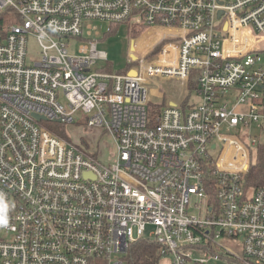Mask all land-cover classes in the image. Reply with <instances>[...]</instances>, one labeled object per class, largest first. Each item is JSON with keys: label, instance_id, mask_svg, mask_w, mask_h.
I'll use <instances>...</instances> for the list:
<instances>
[{"label": "built area", "instance_id": "built-area-1", "mask_svg": "<svg viewBox=\"0 0 264 264\" xmlns=\"http://www.w3.org/2000/svg\"><path fill=\"white\" fill-rule=\"evenodd\" d=\"M8 14L0 264H126L143 238L170 264H264V186L244 185L264 136V0H0ZM93 20L153 36L142 51L132 39L125 73L100 71L97 39L78 53L68 43ZM150 78L179 79L189 96L153 117ZM77 114L113 139L111 163L44 124Z\"/></svg>", "mask_w": 264, "mask_h": 264}, {"label": "rangeland", "instance_id": "rangeland-1", "mask_svg": "<svg viewBox=\"0 0 264 264\" xmlns=\"http://www.w3.org/2000/svg\"><path fill=\"white\" fill-rule=\"evenodd\" d=\"M9 15L10 14H8L7 17ZM89 33H91V35H89ZM133 34L129 31L127 25H115L105 21L93 20L85 23V31L82 39L69 40L68 43L70 52L78 53L80 48L86 45L90 39H97V49L107 53L108 61H97L92 68L104 71L108 66L113 72H120L126 69L127 66V69L133 66L130 64L132 39L138 40L139 37L143 35L140 34L135 37L136 33ZM152 36L153 34L149 32L141 37L137 41L138 49L140 48L142 51V46L145 45L147 43L146 40L149 41ZM65 41L67 42L68 40L65 39ZM39 52L40 49L36 39L30 37L28 44L29 62L30 58H37ZM262 58L264 61V53H262ZM148 84L150 99L160 106H168L171 103L181 105L189 96L187 87H185L179 79L168 80L167 78H150ZM189 102L191 105L200 102L194 90L191 92ZM44 124L47 128L51 129L54 134L68 143L78 147L87 154L95 155L102 163L109 164L113 161L115 156V144L113 139L102 129L87 126L80 114L76 115L75 123L71 125H62L55 122H45ZM213 154L217 155L218 150ZM253 159H256V150H254ZM195 203L196 199L192 198V205L194 206ZM190 212L197 213V210L193 208ZM160 264H170L169 258H162Z\"/></svg>", "mask_w": 264, "mask_h": 264}, {"label": "trees", "instance_id": "trees-1", "mask_svg": "<svg viewBox=\"0 0 264 264\" xmlns=\"http://www.w3.org/2000/svg\"><path fill=\"white\" fill-rule=\"evenodd\" d=\"M11 16H0V26H3V22H6V20ZM10 20V19H9ZM119 25V24H115ZM145 30V27L143 28H134L133 33H136L135 37L142 34ZM134 35V34H133ZM132 36V35H131ZM105 71L113 72L111 68L108 66L105 68ZM126 69L120 72L116 73H125ZM190 83V91H192L195 87V79ZM164 106H151L149 107L151 116L155 117L158 115ZM256 159L252 161V164L249 168V171L247 172L245 176V182L244 185L249 188H258L264 186V140L262 137L260 138V141L256 147ZM254 153V152H253ZM160 247L159 245L152 241L147 240L145 238L140 239L136 242H134L126 256H125V263L126 264H160L161 261V255H160Z\"/></svg>", "mask_w": 264, "mask_h": 264}, {"label": "water", "instance_id": "water-1", "mask_svg": "<svg viewBox=\"0 0 264 264\" xmlns=\"http://www.w3.org/2000/svg\"><path fill=\"white\" fill-rule=\"evenodd\" d=\"M132 49H134L133 47H132ZM132 59L134 60L135 59V56L133 55L132 56ZM136 73L133 71H131L130 72V75H135ZM172 105H174L173 103H171ZM34 117L38 120V121H44V120H46V118H44V117H42V116H39V115H34Z\"/></svg>", "mask_w": 264, "mask_h": 264}, {"label": "crops", "instance_id": "crops-1", "mask_svg": "<svg viewBox=\"0 0 264 264\" xmlns=\"http://www.w3.org/2000/svg\"><path fill=\"white\" fill-rule=\"evenodd\" d=\"M260 44H261V46H263V48H264V34L260 35ZM262 53H264V49H262ZM262 64H263V66H264L263 58H262ZM262 139L264 140V136H262Z\"/></svg>", "mask_w": 264, "mask_h": 264}]
</instances>
